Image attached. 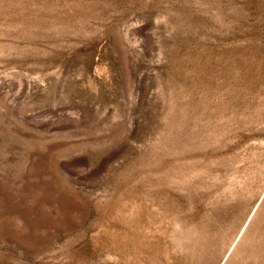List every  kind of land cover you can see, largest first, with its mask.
Returning <instances> with one entry per match:
<instances>
[{
  "label": "rangeland",
  "instance_id": "1",
  "mask_svg": "<svg viewBox=\"0 0 264 264\" xmlns=\"http://www.w3.org/2000/svg\"><path fill=\"white\" fill-rule=\"evenodd\" d=\"M0 264H264V0H0Z\"/></svg>",
  "mask_w": 264,
  "mask_h": 264
}]
</instances>
